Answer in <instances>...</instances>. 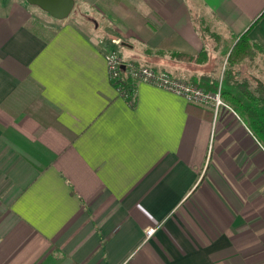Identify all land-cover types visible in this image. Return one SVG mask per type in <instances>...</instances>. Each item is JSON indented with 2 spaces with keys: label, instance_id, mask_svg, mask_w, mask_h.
I'll list each match as a JSON object with an SVG mask.
<instances>
[{
  "label": "crops",
  "instance_id": "0c3cea01",
  "mask_svg": "<svg viewBox=\"0 0 264 264\" xmlns=\"http://www.w3.org/2000/svg\"><path fill=\"white\" fill-rule=\"evenodd\" d=\"M75 2L94 26L0 0V264H264L263 145L230 106L130 102L107 62L117 37L218 93L243 35L264 54V0Z\"/></svg>",
  "mask_w": 264,
  "mask_h": 264
},
{
  "label": "trees",
  "instance_id": "16d2710c",
  "mask_svg": "<svg viewBox=\"0 0 264 264\" xmlns=\"http://www.w3.org/2000/svg\"><path fill=\"white\" fill-rule=\"evenodd\" d=\"M230 50L231 49L227 50V54L229 53L227 60L230 70L225 71L224 74V79L220 87L221 98L224 100V103L232 107L240 117L241 114L245 115L250 122L249 129L254 136L258 140L259 137L264 140V86L261 85L256 90L252 91L247 82L244 81L245 83H240L239 81H236V77L239 73L233 71V68L244 60L254 57V47L250 44L245 34L237 41L232 50ZM132 63L139 65L136 62ZM113 84H115L117 89L120 88V90L128 96L127 99L132 102L137 84H135L126 73L122 74L120 81L116 83L113 82ZM204 85L207 87L206 83ZM205 87L200 88L206 90L207 88ZM218 88L219 86L217 85V87L211 86L209 89L212 90L210 92L214 93V90L216 91ZM256 93H259L258 96H256ZM252 126H255L256 130H254ZM259 142L264 147V143L261 139Z\"/></svg>",
  "mask_w": 264,
  "mask_h": 264
},
{
  "label": "built area",
  "instance_id": "2783aa9c",
  "mask_svg": "<svg viewBox=\"0 0 264 264\" xmlns=\"http://www.w3.org/2000/svg\"><path fill=\"white\" fill-rule=\"evenodd\" d=\"M109 45H111L112 49L107 53V62L109 65L110 77L115 83L121 80L123 73H126L135 84L144 83L162 88L176 95L183 96L189 103L204 107H209L213 104L217 109L216 114L218 108L223 105L229 108L221 101L220 92L213 94L187 81L175 78L166 72L157 71L148 66L136 65L132 62H125L117 51V48L122 45L120 39H113ZM123 94L126 95L125 93ZM154 234L155 230L150 229L147 232V237L150 238Z\"/></svg>",
  "mask_w": 264,
  "mask_h": 264
},
{
  "label": "rangeland",
  "instance_id": "374dc122",
  "mask_svg": "<svg viewBox=\"0 0 264 264\" xmlns=\"http://www.w3.org/2000/svg\"><path fill=\"white\" fill-rule=\"evenodd\" d=\"M69 19H71L73 21L79 20L80 22H83L86 25L87 24H90V25L93 24V26H94V23L96 24V22H95L94 19L81 16V13L79 11V7L77 6V4L75 5V8L72 11ZM202 19H204V21L198 20V27H199L200 31L202 32V34L205 35V37H207V40L210 41L209 38H210L211 32H212V30H211L212 24L209 23L207 20H205V18H202ZM116 39H118V38L116 37ZM112 40L113 39H111L110 42ZM214 45H216V43ZM254 52H255V54H254V57L253 58L247 59L248 61L245 64H243V62H242L239 65L235 66V68H233V71H235V72L237 71L238 73H240V69H241V74L246 73L245 78H244L243 75H240L237 78L238 81H245V82H247L249 84V88L250 89L256 90L261 85L264 86V57H263L264 54H262L261 51H259L257 49H254ZM227 59H226L227 64L225 62L224 65H222V67H221V68H223V72L230 70V68L228 66V60ZM139 65L148 66V67L154 69V67L151 66V65H149L148 63H142V64L140 63ZM181 80L182 81H187L188 83H190V81L187 80V79H181ZM219 84H220V82H219ZM213 94H215V93H213ZM221 101L224 103V100L223 99H221ZM224 104L227 105L226 103H224ZM206 107L207 108H212L213 111H215V112L217 110L216 107H215V105H213V104L211 106H209V107L208 106H206ZM223 109H225V106L224 105L218 108L219 114H220V112L222 113ZM241 117H242L244 123L249 127L250 126V122L246 118V116L243 115V114H241ZM252 128L254 130H256L255 129V126H252ZM260 139L264 143V140L261 137H259V140Z\"/></svg>",
  "mask_w": 264,
  "mask_h": 264
},
{
  "label": "water",
  "instance_id": "95a60500",
  "mask_svg": "<svg viewBox=\"0 0 264 264\" xmlns=\"http://www.w3.org/2000/svg\"><path fill=\"white\" fill-rule=\"evenodd\" d=\"M32 6L39 7L58 20L67 19L75 8V0H25ZM124 68V67H123ZM125 69V68H124Z\"/></svg>",
  "mask_w": 264,
  "mask_h": 264
}]
</instances>
